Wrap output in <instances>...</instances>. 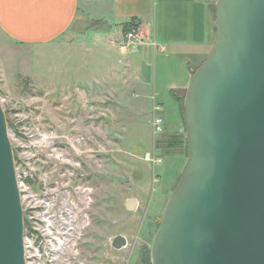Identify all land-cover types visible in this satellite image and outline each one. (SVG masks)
<instances>
[{
    "label": "rangeland",
    "instance_id": "obj_1",
    "mask_svg": "<svg viewBox=\"0 0 264 264\" xmlns=\"http://www.w3.org/2000/svg\"><path fill=\"white\" fill-rule=\"evenodd\" d=\"M76 25L71 40L49 53L10 46L0 53V98L23 207L31 209L30 195L58 189L77 213L82 229L62 264H145L143 249L150 248L183 161L173 155L153 163L161 156L156 142L170 135L164 128L153 134L148 101L128 103L121 83L101 72L96 34L105 27L90 18ZM181 133L186 140V127ZM131 198L140 202L135 212L126 207ZM118 235L126 248L112 247Z\"/></svg>",
    "mask_w": 264,
    "mask_h": 264
},
{
    "label": "water",
    "instance_id": "obj_2",
    "mask_svg": "<svg viewBox=\"0 0 264 264\" xmlns=\"http://www.w3.org/2000/svg\"><path fill=\"white\" fill-rule=\"evenodd\" d=\"M215 28L216 45L186 91L189 157L151 264H264V0H217ZM16 164L0 98V264H26ZM126 245L122 235L112 241Z\"/></svg>",
    "mask_w": 264,
    "mask_h": 264
},
{
    "label": "crops",
    "instance_id": "obj_3",
    "mask_svg": "<svg viewBox=\"0 0 264 264\" xmlns=\"http://www.w3.org/2000/svg\"><path fill=\"white\" fill-rule=\"evenodd\" d=\"M212 5L209 0H0V53L9 46L49 53L59 42L71 40L76 24L97 21L105 27L96 34L98 67L105 68L101 72L111 73V83H121L128 103L139 97L148 101L152 133L154 117L160 116L164 135H180L185 119L179 99L217 42ZM133 21L140 26L143 44L125 50L122 29ZM153 41L165 50L155 49ZM159 151L153 163L175 155L183 161L182 173L188 159L183 149ZM135 200L132 212L140 205Z\"/></svg>",
    "mask_w": 264,
    "mask_h": 264
},
{
    "label": "built area",
    "instance_id": "obj_4",
    "mask_svg": "<svg viewBox=\"0 0 264 264\" xmlns=\"http://www.w3.org/2000/svg\"><path fill=\"white\" fill-rule=\"evenodd\" d=\"M142 44L143 38L137 23L135 28L125 33L122 46L127 50ZM152 45L155 49L165 50L155 41ZM163 128V119L154 117V134H160ZM29 200L31 209L26 212L24 209L25 221L28 223L25 236L26 264H62L63 257L76 243L82 229L77 213H71L67 205L62 203L58 189L46 188L40 196L30 195ZM58 203L62 206L59 207Z\"/></svg>",
    "mask_w": 264,
    "mask_h": 264
},
{
    "label": "trees",
    "instance_id": "obj_5",
    "mask_svg": "<svg viewBox=\"0 0 264 264\" xmlns=\"http://www.w3.org/2000/svg\"><path fill=\"white\" fill-rule=\"evenodd\" d=\"M212 12L215 14V5H213V7H212ZM135 26H137V23L134 21L130 22L128 24H125L123 27L124 33H127L128 31L132 30L133 28H135ZM214 30L216 32V28H214ZM179 100H181V108H182V112L184 114V112H185V109H184L185 97H181ZM184 123H185V120H184ZM11 125L12 124H10V126ZM185 127H186V123H185ZM186 129H187V127H186ZM184 147L187 150L186 156L189 157L188 139L184 140L180 135H172L170 137L160 139L159 141L156 142V148L159 150L176 151V150L183 149ZM15 158H16V163L19 162L17 159V156H15ZM25 182L29 185L34 183L31 179H26ZM25 222H26V226L28 227L27 220ZM149 249L150 248L148 246L144 247V249H143V255L142 256H143V262L145 264H151Z\"/></svg>",
    "mask_w": 264,
    "mask_h": 264
}]
</instances>
